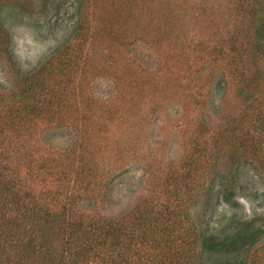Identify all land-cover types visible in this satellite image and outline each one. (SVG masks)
I'll return each instance as SVG.
<instances>
[{
	"label": "rangeland",
	"instance_id": "obj_1",
	"mask_svg": "<svg viewBox=\"0 0 264 264\" xmlns=\"http://www.w3.org/2000/svg\"><path fill=\"white\" fill-rule=\"evenodd\" d=\"M259 2L0 0V173L26 198L0 208L117 226L160 210L192 264H226L192 244L236 229L224 206L264 229V117L238 96ZM249 253L264 264V237Z\"/></svg>",
	"mask_w": 264,
	"mask_h": 264
},
{
	"label": "trees",
	"instance_id": "obj_2",
	"mask_svg": "<svg viewBox=\"0 0 264 264\" xmlns=\"http://www.w3.org/2000/svg\"><path fill=\"white\" fill-rule=\"evenodd\" d=\"M258 5L259 17L256 19L254 40L252 45H249L252 51L249 60L255 67V72L248 80H243L238 88V96L251 108L252 104L257 105L258 113H262L261 116L264 117L263 1L260 0ZM243 62L245 64L244 59ZM244 64L242 63L246 72L249 67ZM242 71L240 68V73ZM36 76L37 74H32L27 78L31 90L36 88ZM262 125L264 126V123ZM255 145H250L253 153L258 148ZM255 160L261 167L257 168L258 174L264 175V153ZM9 179L8 174L0 173V196L9 202L13 200L14 205L19 206V202L26 198L22 197V193L19 194L18 189H13ZM229 194L233 196L231 192ZM230 195L225 197L228 202ZM31 200L36 205H32ZM38 205L40 203L33 199L25 201L14 215H10L8 209L0 208V264H91L89 256L99 260H112V264H131L140 258L139 250L148 245L150 249L147 254L152 253L147 259H151L152 264H192L188 254L190 247L186 248V242L185 245L180 243L182 238L179 236L183 229L179 218L174 220V217L166 216L160 210L150 212L142 218L130 217L126 223L117 226L109 221L94 219L78 220L70 224L67 223L65 212H52L46 207L39 209L36 207ZM8 208L10 209V206ZM233 211L232 208L222 207L218 221L219 226L222 225L221 221H229L231 224L235 221L237 226L233 232L225 231L221 237L216 233H203L192 245L196 246L199 242L203 251L215 257H224L226 264H259L258 259L249 262L247 258L254 246L262 241L264 229L259 227L254 219L241 218ZM24 219L29 226L23 224ZM62 235L66 236L65 241L64 238L60 239ZM57 240V246H61L63 252L58 258L51 251ZM141 260L148 261L143 257Z\"/></svg>",
	"mask_w": 264,
	"mask_h": 264
}]
</instances>
